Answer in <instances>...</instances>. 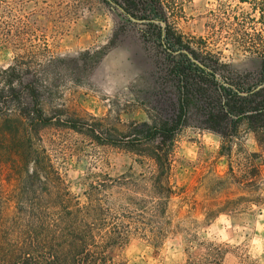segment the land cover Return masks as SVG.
I'll use <instances>...</instances> for the list:
<instances>
[{
	"label": "rangeland",
	"instance_id": "374dc122",
	"mask_svg": "<svg viewBox=\"0 0 264 264\" xmlns=\"http://www.w3.org/2000/svg\"><path fill=\"white\" fill-rule=\"evenodd\" d=\"M160 1L166 19L149 11L133 15L126 0H0V70L30 50L71 56L103 47L105 56L92 72L82 60L76 81L66 78L62 102L90 122L104 119L111 131H123L134 121L160 122L171 114L177 88L167 72L162 30L182 34L186 44H207L230 64L223 70L252 69L255 53L247 44H264V0ZM4 119L0 211L12 216L17 206H50L44 179L33 172L39 158L43 174L45 155L23 132L8 133ZM204 122L189 113L174 138V196L166 204L173 231L159 245L133 237L116 251L124 264L183 263L201 241L221 246L226 264H264V143L246 122L230 123L225 138ZM40 135L36 142L81 205L90 196L107 206L124 203L114 181L124 175L151 194L152 159L63 126L46 127ZM219 206L230 207L208 216Z\"/></svg>",
	"mask_w": 264,
	"mask_h": 264
},
{
	"label": "trees",
	"instance_id": "16d2710c",
	"mask_svg": "<svg viewBox=\"0 0 264 264\" xmlns=\"http://www.w3.org/2000/svg\"><path fill=\"white\" fill-rule=\"evenodd\" d=\"M126 2L133 15H138L137 11L146 15L149 11L166 19L160 0ZM160 34L167 72L177 88L171 114L160 122L134 121L123 131H111L104 119L90 122L70 112L62 102L61 87L66 78L76 81L82 60H86L85 71L92 72L105 56L103 47L71 56L30 50L0 70V119L5 118L8 123V133L23 132L36 147V153L45 155L43 174L40 175L39 158L33 172L44 179L46 199L51 202L50 206H17L12 216L0 211V264H124L116 251L133 237L159 245L173 231L166 206L174 196L170 184L171 155L174 138L189 113L198 114L205 121L204 127L224 138L230 123L238 126L246 122L264 143V44H247L255 53L252 69L230 73L221 68L230 64L224 63L207 44H186L183 35L170 28ZM158 89L159 86L154 88V96L160 95ZM49 126L84 132L101 144L152 159L155 169L149 176L151 194L140 192L138 180L124 175L114 180L123 190L120 199L124 203L107 206L101 197L91 196L87 204L76 202L45 148L38 145L40 131ZM229 207L211 208L208 216ZM196 247L197 251H188L185 262L175 264H226L221 246L201 241Z\"/></svg>",
	"mask_w": 264,
	"mask_h": 264
}]
</instances>
